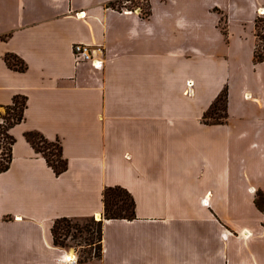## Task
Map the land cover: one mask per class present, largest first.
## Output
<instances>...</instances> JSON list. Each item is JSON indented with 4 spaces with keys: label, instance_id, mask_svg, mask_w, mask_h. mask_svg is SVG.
I'll return each instance as SVG.
<instances>
[{
    "label": "crops",
    "instance_id": "crops-1",
    "mask_svg": "<svg viewBox=\"0 0 264 264\" xmlns=\"http://www.w3.org/2000/svg\"><path fill=\"white\" fill-rule=\"evenodd\" d=\"M124 1L0 0V111L27 98L0 173V264H264V0H146L148 17ZM78 43L102 65H77ZM29 132L60 141L65 173ZM109 187L133 196L135 219H105ZM98 214L100 258L56 246L57 220Z\"/></svg>",
    "mask_w": 264,
    "mask_h": 264
},
{
    "label": "trees",
    "instance_id": "trees-1",
    "mask_svg": "<svg viewBox=\"0 0 264 264\" xmlns=\"http://www.w3.org/2000/svg\"><path fill=\"white\" fill-rule=\"evenodd\" d=\"M149 13V11H148ZM264 20L258 17L255 21L257 29L259 25L263 23ZM257 39H261V42L264 43V36L257 33ZM8 66L12 69H15L19 72H25L27 70L26 63L16 55H7L5 58ZM254 62L263 63L264 62V48L261 50L259 43H256L255 53H254ZM228 106V90L224 89L216 102L212 105L210 110L207 112L205 119L208 114H212L214 123H224L228 118L227 113ZM27 108V98L23 96L15 97L13 104L6 106L5 115L2 116V121H0V138L6 143L5 152L0 154V173L7 172L13 160L12 146L15 143V139L9 134L10 130L17 124L21 123L24 120L25 111ZM27 140L31 145L36 149L38 153L43 154L47 163L50 167L53 168L57 176H61L68 169L67 160L63 157V151L60 141L50 142L42 134L37 132H29L26 134ZM55 152L53 155L49 154L47 151L52 150ZM53 156L56 159H53ZM104 204H105V219L107 220H133L135 219V207L136 203L133 196L122 187H109L104 191ZM255 204L257 208L264 213V192L259 190L255 196ZM71 219L63 218L55 222L53 227V234L55 239V244L58 247L64 248L65 245L59 240V224L65 223L63 228V235L70 233L67 223ZM98 235L100 242V254L96 256L100 258L102 256V237H103V222H98ZM91 241L90 239H87ZM95 257V256H94ZM91 259V258H89ZM88 261V260H86Z\"/></svg>",
    "mask_w": 264,
    "mask_h": 264
},
{
    "label": "rangeland",
    "instance_id": "rangeland-1",
    "mask_svg": "<svg viewBox=\"0 0 264 264\" xmlns=\"http://www.w3.org/2000/svg\"><path fill=\"white\" fill-rule=\"evenodd\" d=\"M130 7V8H139L141 9V13L143 16H149L150 13L149 7L146 0H131L128 2L119 3L117 8ZM235 17V16H234ZM233 17V18H234ZM244 17V16H243ZM248 17V16H247ZM260 19L264 20V16L259 14ZM240 20L232 21L231 18L229 20V24H234V22H239ZM248 24L251 22L246 21ZM243 23V21H242ZM224 24V23H223ZM250 26V25H248ZM256 26V24H255ZM242 29H244L242 27ZM257 33L264 36V22L259 25V29H255V40L256 43H259V47L262 50L264 48V43L261 42V39H257ZM245 46V45H244ZM247 46V45H246ZM5 115V111H0V121H2V116ZM208 121H213L212 114H208ZM6 143L3 139L0 138V154L2 155L5 152ZM52 150H48L47 152L53 155L55 152ZM53 159H56L53 156ZM98 222L97 217L93 218H79V219H71L67 226L69 227L70 233L67 235H63V228L65 227V223H60L59 232L60 237L59 240L61 243L65 245V249H71L72 252H76L79 255L80 261L84 262L89 260V258H93L94 256H98L100 254V242L98 235ZM64 226V227H63ZM66 228V227H65ZM90 239L91 241L87 240ZM71 252V253H72ZM74 254V253H73Z\"/></svg>",
    "mask_w": 264,
    "mask_h": 264
},
{
    "label": "built area",
    "instance_id": "built-area-1",
    "mask_svg": "<svg viewBox=\"0 0 264 264\" xmlns=\"http://www.w3.org/2000/svg\"><path fill=\"white\" fill-rule=\"evenodd\" d=\"M103 53L102 49H93L92 46L87 44H75L73 46V54L75 58V63L82 64L86 62H91L94 66H100L102 65V61H100L99 58H97L96 53ZM193 83L189 82V86L191 87ZM68 261V260H67ZM70 263H77L78 257L74 256V259L72 261H69Z\"/></svg>",
    "mask_w": 264,
    "mask_h": 264
},
{
    "label": "bare ground",
    "instance_id": "bare-ground-1",
    "mask_svg": "<svg viewBox=\"0 0 264 264\" xmlns=\"http://www.w3.org/2000/svg\"><path fill=\"white\" fill-rule=\"evenodd\" d=\"M95 217H97V220H99V221H101L102 220V217H101V215H97V216H95ZM66 259L68 260V261H72L73 259H74V256L72 255V256H70V257H66Z\"/></svg>",
    "mask_w": 264,
    "mask_h": 264
}]
</instances>
